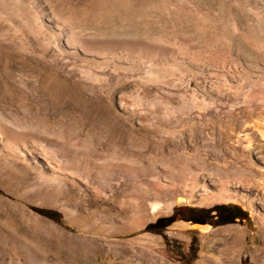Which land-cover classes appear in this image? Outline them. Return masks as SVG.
Here are the masks:
<instances>
[{
	"label": "rangeland",
	"instance_id": "374dc122",
	"mask_svg": "<svg viewBox=\"0 0 264 264\" xmlns=\"http://www.w3.org/2000/svg\"><path fill=\"white\" fill-rule=\"evenodd\" d=\"M0 121V264H264V0H0Z\"/></svg>",
	"mask_w": 264,
	"mask_h": 264
},
{
	"label": "bare ground",
	"instance_id": "6f19581e",
	"mask_svg": "<svg viewBox=\"0 0 264 264\" xmlns=\"http://www.w3.org/2000/svg\"><path fill=\"white\" fill-rule=\"evenodd\" d=\"M4 2V1H3ZM6 72V71H5ZM3 121H4V119H3ZM6 121V120H5ZM1 122V121H0ZM7 124V123H6ZM13 127V126H12ZM17 127V126H16ZM23 132H24V130H23ZM27 134V133H26ZM29 134H31V133H29ZM1 136H5L6 137V141L5 142H3V141H1V139H0V143L2 142V146H3V148H5V151H6V153L9 155V156H11L12 158H25L24 156H23V154H22V152H21V147L23 146V149H24V145H28V146H30V150L31 151H34L33 153L35 154V155H37L38 156V150H41V148H39V143L38 142H36L35 141V139H34V141L32 140L29 144L27 143V141H26V139H27V137H28V135H27V137H26V135L25 134H21V133H18L16 130H14V129H11V128H9L8 126H6L5 124H2V123H0V138H1ZM31 136H33V135H31ZM34 137V136H33ZM32 138V137H31ZM3 140V139H2ZM28 141H30V140H28ZM23 142V143H22ZM27 150V149H26ZM42 153H44V154H46L45 153V151H46V149H43L42 148ZM38 153V154H37ZM42 153L40 154V155H42ZM48 153V152H47ZM54 154V153H53ZM39 155V156H40ZM50 155V154H49ZM43 158V157H42ZM49 159H50V157H49ZM52 159V158H51ZM52 162V161H51ZM46 164H47V166L54 172L55 171V167L54 166H56L55 164H54V166L52 165V163H50V162H46ZM54 176V175H53ZM215 198L214 199H218V196H214ZM158 205H156V204H154V205H152V211H154V210H157L158 209ZM141 218V217H140ZM143 219H145V217H142L140 220H143ZM134 220V219H133ZM139 222H133L132 224H131V226H137V225H139L138 224ZM182 226L184 225V224H181ZM192 227H196V228H199V229H201V230H207V229H209L210 228V226L209 225H193L192 224ZM232 229V227H229V228H227V229H222V230H218L217 232H216V234H221V233H223V232H225V231H230ZM233 229H235V228H233ZM235 233H236V236H238L239 235V231H237L236 229H235ZM235 236V235H234ZM240 236H242V235H240ZM222 242H223V240H222ZM232 244L233 245H230V244H223V246L222 247H215L214 249H213V254H211V255H209V256H207L208 257V261H209V264H235V261H237V260H235V257L237 256L236 254H235V252H236V249L234 248V245H237L238 243H237V241L236 242H232ZM263 250V249H262ZM237 253V252H236ZM207 259V258H206ZM264 260V259H263ZM238 263V262H237Z\"/></svg>",
	"mask_w": 264,
	"mask_h": 264
},
{
	"label": "flooded vegetation",
	"instance_id": "af4514ba",
	"mask_svg": "<svg viewBox=\"0 0 264 264\" xmlns=\"http://www.w3.org/2000/svg\"><path fill=\"white\" fill-rule=\"evenodd\" d=\"M214 211L216 214L213 216L211 214L212 211H209L204 215L198 210H190L187 213V215L180 216L181 217L180 220L188 223H190V221L195 223H212L216 227V226L233 224L234 221H236L237 218H239V211L237 208H233L232 210L227 209V211L225 210L223 212L221 211L217 212V210ZM170 217H174V216H170ZM170 217L159 218L158 220H156V222L149 224L150 227L148 229L155 231L168 227L170 224L174 222L173 220H170Z\"/></svg>",
	"mask_w": 264,
	"mask_h": 264
},
{
	"label": "trees",
	"instance_id": "16d2710c",
	"mask_svg": "<svg viewBox=\"0 0 264 264\" xmlns=\"http://www.w3.org/2000/svg\"><path fill=\"white\" fill-rule=\"evenodd\" d=\"M35 211H37L38 213L45 215L49 218H54V215L57 213L54 210H44V209H39V208H34Z\"/></svg>",
	"mask_w": 264,
	"mask_h": 264
},
{
	"label": "water",
	"instance_id": "95a60500",
	"mask_svg": "<svg viewBox=\"0 0 264 264\" xmlns=\"http://www.w3.org/2000/svg\"><path fill=\"white\" fill-rule=\"evenodd\" d=\"M43 216H45V215H43ZM47 217V216H46ZM49 218V217H48ZM170 220H174V217H170ZM190 223L191 224H200V225H210V227H215L212 223H195V222H192V221H190ZM146 228H149L150 226L149 225H147V226H145Z\"/></svg>",
	"mask_w": 264,
	"mask_h": 264
}]
</instances>
